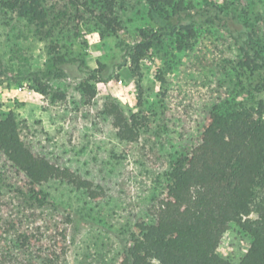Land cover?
Instances as JSON below:
<instances>
[{
	"label": "rangeland",
	"instance_id": "rangeland-1",
	"mask_svg": "<svg viewBox=\"0 0 264 264\" xmlns=\"http://www.w3.org/2000/svg\"><path fill=\"white\" fill-rule=\"evenodd\" d=\"M185 1L194 7V18L186 21L196 26L193 48L177 52L165 39L142 60L136 77L130 65L119 66L120 41L102 36L92 21L82 23L77 33L72 27L57 32L52 42L26 20L0 10L1 111L16 115L23 140L36 154L89 180L98 194L93 199L87 191L52 181L43 188L58 208L36 209L19 193L27 188L26 178L0 153V198L10 205L1 216L38 238L34 256L55 241L64 222L69 249L63 264H117L136 223L152 219L170 170L171 147L155 139L153 130L167 127L165 137L174 132L192 146L198 123L220 98L233 104L264 102L263 72L251 75L239 68V49L223 27L227 21L239 32L249 17L262 22L264 36V0ZM125 2L128 31L153 26L146 0ZM217 13L216 24L208 22ZM61 57L65 62L57 65ZM95 69L107 81L93 82L97 95L89 101L80 84ZM43 88L46 95L40 93ZM112 99L127 116L143 122L137 144L120 141L112 119L103 114ZM16 232L3 235L1 250L19 252ZM251 243L232 225L219 254L239 264Z\"/></svg>",
	"mask_w": 264,
	"mask_h": 264
},
{
	"label": "trees",
	"instance_id": "trees-1",
	"mask_svg": "<svg viewBox=\"0 0 264 264\" xmlns=\"http://www.w3.org/2000/svg\"><path fill=\"white\" fill-rule=\"evenodd\" d=\"M146 2L153 26L136 32L128 31L124 25L123 11L129 10L125 0H0V10L26 20L37 35L52 42L57 32L72 27L77 33L82 23L92 21L102 36L109 34L120 41L124 55L119 66L130 65L136 77L142 60L165 39L182 52L193 48L197 35L195 24H186L194 18L192 3ZM218 16L219 13L208 18V22L216 24ZM261 24L246 17L239 32L231 30L227 21L223 24L239 49V68L251 75L264 74ZM64 62L62 57L56 59L57 65ZM94 81H107L100 69L89 71L80 84L89 101L97 95ZM261 84L264 88V78ZM40 93L46 95L47 90L43 88ZM103 114L112 119L120 141L129 146L140 141L143 122L136 115L127 116L117 100L107 101ZM164 128L154 129L153 135L171 147L165 187L152 219L136 223L117 264H233L219 254L224 235L232 225L252 239L239 264H264V102L233 104L226 97L220 98L198 123L192 146L174 132L166 138L168 129ZM0 153L26 178L27 188L19 193L36 209L58 208L43 188L52 181L87 191L93 199L98 197L92 182L36 154L23 140L16 115L3 113L1 108ZM9 206L0 198V247L3 235L17 230L15 247L19 252L0 248V264H63L69 249L64 222L57 227L55 241L44 249L39 247V255L34 256L39 240L5 221L1 214Z\"/></svg>",
	"mask_w": 264,
	"mask_h": 264
}]
</instances>
